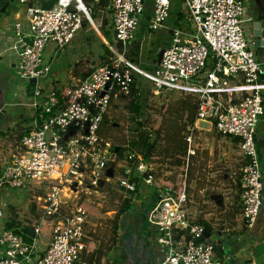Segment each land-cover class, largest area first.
Returning a JSON list of instances; mask_svg holds the SVG:
<instances>
[{
  "label": "built area",
  "instance_id": "obj_1",
  "mask_svg": "<svg viewBox=\"0 0 264 264\" xmlns=\"http://www.w3.org/2000/svg\"><path fill=\"white\" fill-rule=\"evenodd\" d=\"M41 1L16 0L23 7L15 12L8 50L15 54L18 78L32 86L27 106L33 118L19 152L0 167V191L43 189L45 193L32 194L41 215L31 243L13 229L0 232V264H98L81 257L90 217L85 204L103 183L113 181L107 172L110 164L118 169L119 187L131 192L133 201L143 186L156 189L147 221L158 232L161 264H224L216 255V245L202 241L206 226L189 211L192 198L186 183L176 187L159 180L153 162L142 153L127 149L116 157L115 146L101 130L110 106L131 96L135 73L147 78L157 93L196 94V121H209L221 134L239 139L242 164L236 184L244 225L253 228L262 211L264 190L256 142L264 115V67L244 26L245 1L180 0L190 26L178 23L171 29V43L164 48L160 64L147 70L122 52L136 39L147 0H112L115 41L108 47L113 57L65 86L38 85L51 73L45 49L50 43L68 46L84 21H93L94 10L84 0H58L51 9H43ZM172 1L153 0L150 31L164 27ZM194 129L189 125L184 137L189 145L194 142ZM188 153L191 157L194 148ZM188 167L189 163L182 176L185 181ZM82 194L91 196L82 199ZM44 227H50L52 238L44 253L37 255Z\"/></svg>",
  "mask_w": 264,
  "mask_h": 264
},
{
  "label": "crops",
  "instance_id": "obj_2",
  "mask_svg": "<svg viewBox=\"0 0 264 264\" xmlns=\"http://www.w3.org/2000/svg\"><path fill=\"white\" fill-rule=\"evenodd\" d=\"M101 1L90 0L95 18L92 22L84 21L82 29L68 46L57 48L55 44L50 43L46 47L44 60L51 64V73L58 74L54 77L50 73V76L44 80L46 85L65 86L73 77H86L95 67L108 61V56L106 58L108 44L115 41L112 0H104L100 5ZM179 3L176 0L172 1L170 15L174 10V25H168L165 22L162 30H165L167 34H162L157 40L165 46L171 43L172 28L178 23L186 26L182 21L185 16L183 7L180 9ZM10 9L15 14L18 5H11ZM108 10L111 11L110 15ZM152 13L153 0H147L145 15L134 41L135 45L139 42L137 50H141L149 34L155 32L149 30ZM180 13L183 18L179 17ZM248 16L250 15L247 12L244 26L249 38L255 41L257 29ZM14 21L15 15L11 18L9 11L7 18L0 22V56H2L0 102L3 104L0 107V167L7 165L12 156L19 152L22 136L31 130L33 118L32 110L27 106L32 95V86L18 78L15 70V54L8 50L12 43ZM111 23L112 28L109 26ZM111 40L113 41L110 42ZM255 51L264 67V47L255 48ZM153 62L149 64L150 66L141 65L140 62L139 66L150 70L157 65V60ZM199 123L195 119V123L192 124L195 126V138L192 143L195 153L192 154V203L189 204V211L196 221L205 223L206 234L202 241L216 245V255L224 259V264H264V190L259 219L253 228L247 229L241 213L239 187L233 183V176L239 173L242 164L238 147L239 139L221 134L211 124L208 128H202ZM257 137L263 140L257 145L264 182V115L259 122ZM109 185V183H103L102 188ZM148 188L150 187L143 186L135 201L132 200L131 193L133 207L123 213H119V209L116 213L103 212L97 208L96 213L92 215L88 203L85 204L90 217L87 224L86 248L81 254L83 259L95 261L98 264H161L163 252L156 242L158 232L147 221L148 212L156 202L157 191L153 187L152 191ZM101 189L97 197L102 196L104 189ZM118 191L123 201L127 191L121 187ZM5 195L4 191H0V197ZM24 202L25 200H19L18 203L8 205L6 221L2 228H7V224H14L16 230L26 227L34 230L33 227L39 221L41 213L32 217L33 219L25 216V212L15 220L10 217V206L13 205L17 208L16 210H19L26 205ZM101 202L98 201L96 207H101ZM21 235H24V232ZM51 238L50 227H44L38 238L37 255L44 253ZM1 253L2 246H0V255Z\"/></svg>",
  "mask_w": 264,
  "mask_h": 264
},
{
  "label": "rangeland",
  "instance_id": "obj_3",
  "mask_svg": "<svg viewBox=\"0 0 264 264\" xmlns=\"http://www.w3.org/2000/svg\"><path fill=\"white\" fill-rule=\"evenodd\" d=\"M85 1L91 6L89 3L90 0ZM103 1L104 0L101 1L100 5ZM176 1L178 2L180 0ZM17 5L18 9L23 7L18 2L15 3V6ZM179 7L180 9L184 7L181 1ZM110 13L111 11L108 10L109 15ZM10 14L11 18L15 15L12 10L10 11ZM182 21L187 27L190 26L189 16L185 15ZM165 22H167L168 25H174V10L171 12L170 18ZM109 26L112 28V23L111 25L109 24ZM138 29L140 30V27ZM164 33L167 34V32L162 29L151 32L143 42L141 50H137L138 42L136 45L133 43V46H129L125 51L122 50V52L127 58H131L132 61L134 60L135 64L139 65L140 62L142 63L141 65L144 64L145 66L153 64V61L157 60L159 51L163 47H167L164 44L157 42L159 36ZM164 37L167 38L166 35H164ZM136 50L138 51L137 53ZM107 56L108 58L113 57L110 54H107L106 58ZM106 58L104 57V59ZM51 74H53L54 77L58 76L56 72ZM134 79L137 94L141 99L142 110L145 111L146 116L148 117L146 126L143 128L138 126V120L129 108L132 96L122 97L110 106L107 113V121H104L102 125L101 134L105 139L112 142L113 146H115L114 148L119 149L120 147L123 150L130 149L143 154L145 149L138 145L141 136L146 135L149 139L152 138V140H154L156 132H159L160 139L154 149L153 157L149 160L153 162L158 171L157 178L159 180L161 179V181L166 184L175 185L176 187L177 185L182 184V182L183 184L186 183L189 197L192 198V155L191 157H188V149L192 148V144L189 145L184 137L189 133V109L187 106L191 104L193 100H197L198 96L196 94H190L178 90H165L157 93L153 90L152 83L141 74L135 73ZM41 84L46 85L47 83L44 80H41L38 85ZM144 115V112H141L139 119L143 118ZM210 124L211 122L209 121H200L199 126L202 128H208L212 125ZM177 130L180 131L179 135L176 134ZM180 143L186 145L185 155H175L177 152L175 149ZM116 152L118 151L116 150ZM117 156L121 157L119 154H116V157ZM187 163H189V167L187 180L185 181L182 176L185 173ZM107 172L113 176V181L109 183L110 185L108 187L101 189H104L102 196L97 197V194L93 196L82 194V199H87L91 196L90 199L92 200L91 202H87V205L91 208L90 212L92 215L94 212L96 213L97 208L103 210V212L114 211L117 213L118 209L120 210L122 206L123 201L120 199L121 193L118 191L120 188L118 186V169L115 165L110 164V168ZM237 176L238 174L233 176V183L235 185H237ZM148 190L152 191L153 188L150 187ZM33 193L43 195L45 190L42 189L38 192L11 190L5 195V197H0V209L3 210V213L5 214L3 217H0V232L6 221V213L10 203H18L19 200H25L24 203H26V205L22 206L19 210H16L17 208L13 205L10 206V217L14 220L24 212L25 216H30V218L39 215V207H37L36 202L32 199ZM98 201H102L101 207H96ZM81 202H84V200Z\"/></svg>",
  "mask_w": 264,
  "mask_h": 264
},
{
  "label": "trees",
  "instance_id": "obj_4",
  "mask_svg": "<svg viewBox=\"0 0 264 264\" xmlns=\"http://www.w3.org/2000/svg\"><path fill=\"white\" fill-rule=\"evenodd\" d=\"M85 3H86V1H85ZM86 5L88 6L87 3H86ZM179 17L183 18L182 13L179 14ZM94 18H95V16H93V19ZM112 41L113 40H111L110 42H112ZM107 53L110 54V55H113L111 53L109 47L107 49ZM106 62H108V61H106ZM131 96H132V99L130 100L129 108H130L131 112H133L135 114V117L138 120V126L140 128H143V127L146 126L148 117L146 116L145 111L142 110L141 99H140V97L137 94V89L135 87V82L133 83ZM187 108L189 109V116H188L189 117V121L188 122H189V125H192V124L195 123V119H196L197 100H193V102L191 104H189L187 106ZM141 112H144L145 115L139 121V115H140ZM105 121H107V116L105 117ZM179 133H180V131L177 130L176 134L179 135ZM159 139H160V133L159 132H156L154 140H152V138L149 139V137L146 136V135L145 136H141V140H140L138 145L145 149V152L143 154H144V157H145L146 160L149 161L153 157V152H154V149L157 146V143H158ZM175 150L177 151L175 155H177V154L178 155H185L186 154V145L180 143ZM123 151L124 150L119 147L118 154L120 156H123ZM134 180L139 182L140 178L135 177ZM125 194L127 196H126L125 199H123V204L121 206V209H120L119 213H123L124 211H129L133 207V203H132V200H131V192L127 191V192H125ZM13 225L14 224H7V228L8 229H14ZM14 231L16 233H18V234H21V233L24 232L25 240L27 242H30V243L33 241L34 232H33L31 227L22 228L21 230L14 229Z\"/></svg>",
  "mask_w": 264,
  "mask_h": 264
},
{
  "label": "water",
  "instance_id": "obj_5",
  "mask_svg": "<svg viewBox=\"0 0 264 264\" xmlns=\"http://www.w3.org/2000/svg\"><path fill=\"white\" fill-rule=\"evenodd\" d=\"M16 0H0V19H4L5 17L8 16V12L11 11L10 6H14ZM58 0H42L41 1V7L43 9H51L54 4ZM257 1V6H258V12L260 13V18L256 20L255 26L257 29V32L255 33V36L257 37L256 40L254 41V46L256 48H261L264 47V0H256ZM1 22V21H0ZM165 49H161L158 53L157 57V64H160L161 59L163 57ZM2 59V56H0V60ZM31 81H35V79H31ZM3 106L2 102H0V107ZM263 140L256 138L257 144H261ZM118 151V149H116ZM262 200H263V195H262Z\"/></svg>",
  "mask_w": 264,
  "mask_h": 264
},
{
  "label": "flooded vegetation",
  "instance_id": "obj_6",
  "mask_svg": "<svg viewBox=\"0 0 264 264\" xmlns=\"http://www.w3.org/2000/svg\"><path fill=\"white\" fill-rule=\"evenodd\" d=\"M245 4L247 6V12L249 13L250 20H252L255 24L256 20L260 18V13L258 12V6H257V1L256 0H244ZM263 1V0H261Z\"/></svg>",
  "mask_w": 264,
  "mask_h": 264
},
{
  "label": "clouds",
  "instance_id": "obj_7",
  "mask_svg": "<svg viewBox=\"0 0 264 264\" xmlns=\"http://www.w3.org/2000/svg\"><path fill=\"white\" fill-rule=\"evenodd\" d=\"M15 3H16V1H15ZM14 6H15V4H14ZM135 63V62H134Z\"/></svg>",
  "mask_w": 264,
  "mask_h": 264
}]
</instances>
